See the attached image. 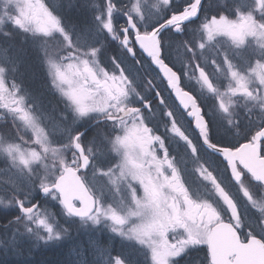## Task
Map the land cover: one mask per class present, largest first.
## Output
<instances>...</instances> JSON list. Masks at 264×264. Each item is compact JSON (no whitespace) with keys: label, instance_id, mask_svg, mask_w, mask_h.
I'll return each instance as SVG.
<instances>
[{"label":"flooded vegetation","instance_id":"af4514ba","mask_svg":"<svg viewBox=\"0 0 264 264\" xmlns=\"http://www.w3.org/2000/svg\"><path fill=\"white\" fill-rule=\"evenodd\" d=\"M93 1L96 7L91 13L89 12V16L86 15L87 13L80 15L82 21L78 20L80 23L78 21L77 23L83 25L86 30H90L92 28L91 24H93V27L94 25L98 27L97 23L106 13L109 17V31L99 26V32H94L97 42L90 43L92 51L97 56L92 64L105 72V75L100 79L92 77L94 82L92 92L93 96L97 93L98 95L104 94L105 97L117 98L120 95V90L115 79L122 81L121 77H125V75L118 74L116 71L121 72L122 69L131 72L139 68V63L136 61L133 66L134 60L129 57L121 43V36L123 37L127 28L125 18L132 16L127 12L119 20L117 18L113 19L117 16L116 8L118 7L114 2L115 0ZM129 1L131 0H126V5H129ZM210 1L205 0L203 2V7H200L197 17V23H204L202 29H197V34L208 32L212 36L210 53H207V44L202 43L199 45L200 50L197 57V66L204 67L205 65L209 68L206 81H197L191 77L183 76L180 85L183 90L193 95L197 106L201 109V114L207 124L206 136L211 144L219 148H227L230 151L244 145L243 151L234 160L237 166L236 174L240 178V173H243L242 181L244 185L251 191L253 197L259 199L249 203L245 192L241 189L237 180L234 179L235 175L229 171L224 157L204 143L201 131L194 129L193 118H191L189 112L191 105L185 110L181 109L177 101L172 98L166 85L161 84V82L158 85L153 81H148L152 94L148 100L149 104L156 100V103L152 105L154 109L155 106L159 107L158 110L161 115L151 118L154 113V110H152L149 120L141 122L142 128L134 132L135 135H140L137 138H130L128 146L121 145V139L139 121H131L126 117L118 118L117 112L112 113L108 110V106L109 108H115V106L112 103H109V105L106 103L107 105H103L105 110L97 112L92 124H90L96 125L91 130L95 128L97 131L101 130L102 135L98 136L95 147H90V132H87L85 137L88 140L86 144H83V149L89 157L91 165L96 164L95 161H97L98 164H103V167L127 165L124 161L126 155L129 158V164L133 167L136 163L142 174H147L151 180H149L150 184L147 182V186L149 184V198L163 199L161 204H164V198H170L172 195L171 207L174 217H170L168 207L162 205L160 208L163 211L162 217L166 219L161 220V222L167 224L162 228L163 234L172 239L175 233L172 230L177 229L179 230L177 232L182 236L180 242L189 241L193 243L196 241L197 262L199 264H208L210 236L213 228L222 222L235 229V233L230 229L227 231L233 239V245L227 249V264H248L243 259L244 254L248 251L244 244L251 240L255 245L251 248V257L254 261L252 264H262L264 260V224L260 223V218L261 214L264 213V197H261V185L264 184V181L256 178L264 179V0H242L240 4L245 3V7L234 4L230 0L232 4L227 5L225 29L227 30L226 33L232 34L229 35L231 46L226 47V64H222L221 67L219 64L222 62L223 49L217 43L216 30L222 27L223 24H221L222 20L219 16L216 15L214 10L216 6L213 4L211 5L212 11L209 13L206 5ZM82 3L83 0H66L62 2L65 7L62 12H68L69 7H72V5L80 7ZM104 7H107L109 11H102ZM59 12L56 10L53 17L58 16ZM169 15L165 16L161 22L167 20ZM65 18L69 23H75L74 18H70L69 15H65ZM132 18L135 21V18ZM195 23V21H190L181 25L180 34H184V32L189 34L190 26ZM171 29H167L170 36L174 35V31ZM71 32L72 30L69 29L68 34L70 36H72ZM128 33L132 38L131 31ZM86 36L91 38L90 33ZM81 39L84 41V37ZM168 46L174 48L171 44H168ZM73 47L80 55H84V51L89 49V45L85 43ZM119 54L124 57L125 64L119 59ZM203 56L208 58L209 61L204 62ZM105 57L111 59L109 63L105 61ZM127 65L133 66V69L127 68ZM1 66L3 68L0 67V104L2 105L0 111V140H2V135L5 134L3 131L6 128L5 123L9 122L5 119L8 113L7 109L9 105L15 103L10 101L7 94L11 82L10 75L5 70V66L3 64ZM84 70L87 71V67ZM89 71L91 70L87 72ZM204 73H206L205 70ZM33 85H39V89H41L40 79L33 81ZM165 104L170 105L173 109H168ZM244 106H253L255 109L246 111L243 108ZM210 107L216 111L218 117H215L219 119V121L213 122V126L211 124L212 116L208 112ZM35 111L36 106L34 116ZM16 112L21 119L22 127L25 131L29 130L31 127L28 123L29 120L25 121V110L19 105ZM137 113L144 114L142 110L137 111ZM113 117L117 118L111 119ZM226 121L236 126L230 130H225L224 126H230ZM173 122H175L177 130H173ZM26 124L28 126H25ZM89 128L90 126H87L84 132ZM222 130L225 133H221ZM19 133L22 136H17L16 140L25 142L29 132L20 131ZM157 137L162 138L167 156L164 154V149L160 147V139H157ZM102 140L106 141L107 144L96 157V152L100 151ZM128 149L129 154L127 155ZM104 155L109 156L107 163L101 162V156ZM204 168H207L213 174L215 181L223 187L231 200L235 202V209L219 193L213 179H205L197 171V169L203 171ZM85 173L88 178H90V175L93 176V173L89 172V168ZM174 173L177 177L175 183L173 182ZM128 177L125 179L124 184L132 186L136 195L140 194L142 181L134 180L132 176ZM183 186H186L187 191L183 190ZM127 192L122 191L121 193L126 197ZM154 193L156 194L154 195ZM144 194L148 196V193ZM204 202H210L211 206L208 203L204 204ZM254 205H258L260 211ZM166 213L167 216H165ZM193 230H195L196 236ZM261 245L263 248H261Z\"/></svg>","mask_w":264,"mask_h":264},{"label":"rangeland","instance_id":"374dc122","mask_svg":"<svg viewBox=\"0 0 264 264\" xmlns=\"http://www.w3.org/2000/svg\"><path fill=\"white\" fill-rule=\"evenodd\" d=\"M157 1L158 0H133L132 3L131 0L129 1V5H126V0H120L118 2L115 0L114 2L118 7L116 8L117 16L113 17V19L117 18V20H119L124 16V13L128 12L130 15L134 16L138 22L143 23L145 27H151L154 21L166 15L162 6L164 3H167L166 0H159V3H157ZM231 1L237 5L242 3V0ZM85 2L86 0H83L80 7H78V5L69 7L70 18H74L71 16L73 15L71 9H73V11H78L79 8L85 7V11L91 13L96 7L93 0H90V5L87 6ZM130 4L132 5L130 6ZM212 4L217 7L222 6V4L224 6L226 5L225 0H211L210 3L206 5L209 13L212 11ZM65 5L67 6L68 4ZM141 8L143 13L140 12ZM48 9L50 8L46 9V13L44 4L39 0H0V41L3 42L5 39L7 44H9L3 47L1 46L0 53L3 54V57H5L6 61L9 63H13L15 59L18 60L16 62H20L22 72L17 69L5 70L17 80L18 74L20 76L21 73L27 80L29 87H34L37 91L36 96L35 94L32 95V102L35 105L42 104L44 107V111L38 109L36 112L39 119L37 120V124L28 121L31 128L28 130L29 134L25 142L17 143L16 140H13L6 143L5 140H0V160H2L0 163V195L2 198V200H0V207L4 208L2 213L5 212V209L7 210L10 208L11 202H13L14 205V201H16L13 199L14 196H22L30 191L31 188L29 186L33 185V183L30 182V175L26 172L40 179L38 185L40 189L50 181V176L55 175L57 173L55 171L59 170V167L50 166L55 160L61 167L65 162L70 161L71 158L73 164H75L74 161L76 158L74 155L71 156L74 152L70 151L69 148V142L72 139V130H69L64 125L61 127L57 126L56 129L52 131L44 130L42 126H46L44 122H49L48 118L51 120L52 114L55 115L56 118H61L64 113L71 112L67 105H70L78 115H84L85 112L90 109V106L86 104L91 97L90 90L87 88L86 71H84L86 63L84 59L82 61H80L81 58L79 60L75 59L76 51L71 52L73 49L70 47V44L81 45L83 43H96L97 39L94 36V32H99L102 27L109 31V17L105 13L103 18L97 23L98 27H95V25L93 27V24H91L92 29L90 30H86L85 27L79 23H69L72 32L75 33L73 34V38L68 40L64 31L63 33L58 31V21L55 17L49 16ZM195 9L196 5L190 9L191 14L195 13ZM102 11L109 10L107 7H104ZM64 13L68 15L66 11H64ZM221 20L223 26L219 27L216 31L218 41L225 49L226 42L231 46L227 36L232 34L225 32L226 23L224 19ZM6 21L9 23V26H6L4 29V23ZM195 22V24L190 26L189 34L184 32L182 36H177L180 38L176 40L178 45L167 50L171 58L172 54L178 57L176 61L172 60L181 72L186 71L189 74H192L193 67L197 63L198 46L202 43H207L208 40L212 38L208 32L197 34V29H202L204 23H197V18ZM6 28H9V32L5 31ZM15 30H20L22 33L28 32V34H10ZM37 33H42V37L36 36ZM87 33L91 34V38H87ZM82 37H84V41H82ZM52 39L56 41L57 45L61 46L60 50H53L56 46L54 43H51L53 42ZM39 42L41 43L39 44ZM179 44H181V47ZM39 46L41 47L40 49ZM32 47L36 48L33 52L34 54H28V51ZM177 49H181L178 55ZM70 52L71 55H68ZM66 56L67 59L63 60ZM86 56L94 58L95 52L89 50L86 52ZM118 57L123 64H125L124 57L121 54H119ZM110 60V58H107L106 62L109 63ZM2 62L1 59L0 67H2L1 64L4 65ZM134 64L135 61L133 62V66ZM133 66L127 65L126 67L133 69ZM221 66L222 64L220 67ZM11 67L13 66L10 65V68ZM5 68L7 67L5 66ZM90 69H94L97 74L100 72V69L94 66V64L90 66ZM128 73L137 84V92L135 91V94L138 96L137 100L141 97L151 98L152 94L148 81H153L159 85L160 82L157 75L149 69L148 66H144L143 69H134ZM46 76L52 84H50L48 80L43 79V77ZM189 76L190 75H188V77ZM37 79H40L41 89H39V85H33V81L35 82ZM31 92L33 91L30 90V93ZM165 98H167V96H165ZM155 103L156 100L153 104ZM165 106L170 110L173 109L168 104H165ZM158 108L159 107L155 106L151 118L161 115ZM243 108L246 109V111L255 109L253 106H244ZM208 112L210 116H212L211 124L213 126L214 121H219L217 118L218 114L211 109V107ZM221 116L225 118V116ZM141 122L142 121L136 122L133 128L125 133L124 137L121 139V145L128 146L130 138H137L140 135H135L134 132L142 128L143 125ZM226 123L230 126H224L225 130H230L236 126L231 125L228 121H226ZM10 125L14 126L12 123H5V127L7 128H10ZM15 126L18 127L17 125ZM90 131L89 145L90 147H95V142L98 141V136L102 135V131H97L96 128ZM221 133H225L224 130H222ZM106 144L107 142L104 140L100 142V151L96 152V157L104 150ZM61 150L65 153L67 152L65 157L63 156L65 153L61 152ZM128 154L129 149L127 151V155ZM51 156H53L52 159ZM40 157H44L45 162L42 161ZM101 160V162L107 163L109 161V156H101ZM124 161L128 166L109 167L107 174L112 180V183L106 181L108 184L119 188L122 185V181H125L128 176H132L134 180L138 179L142 181L140 194L136 195L133 188V195L131 196L130 186L126 185L128 190L126 198L118 197V199H116V196H118L117 193H115L116 189L113 190L102 180L90 176V180L93 183H91V185L96 187H94L95 190L101 192L102 196L107 195L111 197V199L107 200L100 199L101 201L98 199V208L95 214L76 221L70 217L66 220L57 208L54 209L50 206V199H46L42 202L38 212L31 215V217L24 216L20 224L9 226L8 229L6 228L8 232L0 229V255L8 250L14 252V249H18L17 244H20L25 238L31 240V238L37 237L35 234H38L39 238L42 239L39 242L36 240L33 247L30 245L31 250L37 249L39 243L47 244L53 242L55 248L60 243L63 245L61 246L62 250L67 256L78 257V254L82 255L81 257H83V260L80 259L82 262L77 264H199L197 262L196 251H194L193 258L185 255L182 261H177L178 257L182 256L189 247L188 245H184L189 242H180L182 236L177 232L179 230H172V232H175L172 239H166V235L163 234L162 228L167 226V224L161 222V220L166 219L162 217L163 211L160 210V208L162 205L168 207L170 217H174L171 207V201L173 202V199H171L172 195L170 198L164 199V204H161L163 200L160 198H149L148 188L151 180L148 175L142 174L136 163L132 167L126 155ZM41 168H43V171L45 170L46 173L42 174ZM147 182L149 183L148 186ZM144 193H148V196ZM155 194L156 193H154V195ZM4 197H7V199H4ZM205 203L206 202H204V204ZM167 215L166 213L165 216ZM193 233L195 234V230H193ZM190 243L194 244L192 242ZM177 249H180V254L178 256H173L172 253ZM111 250H114L116 253L113 257L109 256ZM15 254L16 253H13L12 255Z\"/></svg>","mask_w":264,"mask_h":264},{"label":"water","instance_id":"95a60500","mask_svg":"<svg viewBox=\"0 0 264 264\" xmlns=\"http://www.w3.org/2000/svg\"><path fill=\"white\" fill-rule=\"evenodd\" d=\"M197 11V10H196ZM188 19V13H182L175 17L174 20L170 21L168 25L174 23V21L184 22ZM162 29L160 26L157 30H155L150 35H140L136 37L138 47L144 52V54L148 57L152 58L153 65L158 68V70L162 73L163 78L168 81V85L173 89V95L176 97L178 101H182L183 106L193 104L190 95L184 93L178 86L179 79L178 76L173 73L160 59V50L157 41V35ZM192 113L195 115V124L196 128L204 129L205 122L200 117V111L196 110L195 105L193 104ZM80 150V149H79ZM217 152H220L225 160H228L230 163L233 161V157H236L237 154L231 155L229 151L214 149ZM232 157V158H230ZM230 158V159H228ZM85 164V163H84ZM55 190L59 193V198L61 203L63 204L66 211L75 217H85L88 216L94 209L93 199L86 192L84 186L81 184L79 177L77 176L76 171L70 168H65L63 174L56 180L55 184L51 187H47L42 190V193H46L48 191ZM77 200L80 204L79 207H75L73 205V201ZM35 206L32 208L23 209V213H30ZM216 231L212 236L211 244L216 241ZM216 264H219L218 262Z\"/></svg>","mask_w":264,"mask_h":264},{"label":"trees","instance_id":"16d2710c","mask_svg":"<svg viewBox=\"0 0 264 264\" xmlns=\"http://www.w3.org/2000/svg\"><path fill=\"white\" fill-rule=\"evenodd\" d=\"M46 78V77H45ZM22 196H14V199H23ZM0 200H2L0 195ZM13 203V202H11ZM55 208H57L62 214L63 218L66 220L69 217L64 213L63 208L60 206L58 200L55 201ZM54 208V209H55ZM3 210L0 208V223H9L11 220H14L18 216V211L7 210L2 213ZM60 219V218H59ZM62 220V219H60ZM76 221V219H74ZM30 245L33 247V242L25 238L20 244H17L18 249L15 251L8 250L2 255H0V264H77L79 263L76 258H68L65 252L62 250V244H58L55 248L53 242L39 243L38 248L31 250ZM16 253L15 255H12ZM116 253L114 250H111L110 257H113ZM72 258V259H71ZM76 259V260H75ZM83 260V259H82ZM81 263V262H80Z\"/></svg>","mask_w":264,"mask_h":264},{"label":"bare ground","instance_id":"6f19581e","mask_svg":"<svg viewBox=\"0 0 264 264\" xmlns=\"http://www.w3.org/2000/svg\"><path fill=\"white\" fill-rule=\"evenodd\" d=\"M49 2L47 3V6H49L50 7V9H49V11H48V13H49V16H52L53 17V15H55V11L56 10H58V11H60L59 12V15L60 14H62L63 12H62V10H64L65 9V7L63 6V4H62V2H59L60 0H48ZM90 0H88V2H86L85 3V5L87 6V5H90V2H89ZM217 9H219V6L218 7H216ZM73 9H71V11H72ZM84 10V11H83ZM86 10V8L85 7H82L81 9H80V11H76V10H74L73 11V17H74V21L77 23V21L78 20H80V15H85L87 12L85 11ZM69 11H70V9H69ZM69 11L67 12V13H69ZM46 13H47V11H46ZM68 15H70V14H68ZM67 15V16H68ZM87 16H89V13H87L86 14ZM72 16V15H71ZM68 18V17H67ZM82 20H80V22H81ZM79 22V21H78ZM79 22V23H80ZM86 22V21H85ZM84 23V22H83ZM78 24V23H77ZM167 24L168 23H164L163 25H162V34L164 35V36H166V39H165V41L167 42V44H171V37L172 36H170V34L167 32V29H169V28H167ZM81 25V24H80ZM92 29V28H91ZM92 31V30H91ZM94 31V30H93ZM84 32V31H83ZM87 32V31H86ZM90 32V31H89ZM98 32V31H97ZM85 34V33H84ZM88 34V33H87ZM90 37V36H89ZM175 43V42H174ZM60 47L61 46H59V45H56V47L54 48V50H56V51H58V50H60ZM178 54V53H177ZM17 141V140H16ZM61 152H63V153H65L63 150H61ZM66 154H67V152L63 155L64 157L66 156ZM4 160V159H3ZM2 162V160H0V163ZM40 164H42V163H40ZM41 170H42V174H44V173H46V171L44 172L43 171V168H41ZM37 173V172H36ZM30 175V182L31 183H37V182H39V178H37V177H35V176H33V175H31V174H29ZM11 198V197H10ZM4 199H7V197H4ZM12 199V198H11ZM14 199V198H13ZM12 199V200H13ZM30 199H31V197H30V194L29 195H25L24 196V198L23 199H14V200H16V201H21L22 203H23V205L26 207V208H32L34 205L31 203V201H30ZM2 210H4V208L3 207H0ZM6 228L8 229V224L7 223H0V229L2 230V231H6V232H8V230H6ZM37 237H35V238H31V241L33 242V245H35V243H36V240L39 242L42 238H39V236H38V234H35ZM28 239V238H27ZM82 255H80V254H78V257H73L72 256V258H76V259H78V261L79 262H82L80 259H83V257H81ZM68 258H70L69 256H67ZM71 258V259H72Z\"/></svg>","mask_w":264,"mask_h":264},{"label":"clouds","instance_id":"9594fccd","mask_svg":"<svg viewBox=\"0 0 264 264\" xmlns=\"http://www.w3.org/2000/svg\"><path fill=\"white\" fill-rule=\"evenodd\" d=\"M17 91L19 92V89H17ZM173 130H177L175 122H173ZM157 139H160V147L162 149H164V154H165V156H167V150H166V148H164V143H163L162 138L157 137ZM197 171L205 179L212 178L213 182L216 183V187H217V190L219 191V193L224 197V199H226L229 203H231L233 209L236 208L235 202L233 200H231V197L223 189V187L218 182L215 181V178L213 177V174L207 168H204L203 171H201L200 169H197ZM242 177H243V173L241 172L240 173V178L237 179V183L240 184L241 189L245 192L246 198L248 199L249 203H253V201H256L259 198L253 197L251 195V191L249 189H247L246 185H244V183L242 181ZM176 179H177V177H176V175L174 173V175H173V182L174 183L176 182ZM253 179H255V177H253ZM183 190L187 191L186 186H183ZM261 197H264V184L261 185ZM206 203H208L209 206H211L210 202H206ZM254 206H256L257 210L260 211V207L258 205H254ZM260 223L264 224V213L261 214ZM179 254H180V249H177L175 252L172 253L173 256H178Z\"/></svg>","mask_w":264,"mask_h":264}]
</instances>
